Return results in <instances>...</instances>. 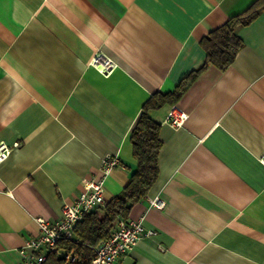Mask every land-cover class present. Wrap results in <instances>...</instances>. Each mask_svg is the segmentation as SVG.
<instances>
[{
    "label": "crops",
    "instance_id": "obj_1",
    "mask_svg": "<svg viewBox=\"0 0 264 264\" xmlns=\"http://www.w3.org/2000/svg\"><path fill=\"white\" fill-rule=\"evenodd\" d=\"M256 0H0V264H21L37 217L58 220L105 156L104 197L136 169L130 132L155 92L158 174L127 217L143 237L119 264H264V12L236 28L231 64L206 62L204 38ZM115 63L107 76L96 52ZM182 125L165 121L172 107ZM165 200L162 209L148 198Z\"/></svg>",
    "mask_w": 264,
    "mask_h": 264
},
{
    "label": "trees",
    "instance_id": "obj_2",
    "mask_svg": "<svg viewBox=\"0 0 264 264\" xmlns=\"http://www.w3.org/2000/svg\"><path fill=\"white\" fill-rule=\"evenodd\" d=\"M264 12V0H256L244 11L229 17L222 25L204 38L206 62L223 70L233 61L242 46L236 28L250 23L259 13ZM198 70L185 76L173 91L155 92L144 104L131 132L130 143L136 160V169L123 189L104 206L85 213L73 228V239H61L57 248L64 255L48 253L43 264H89L95 255V248L105 240L116 226L119 218L127 217L132 206L145 197L158 174V153L162 141L159 137L160 122L153 112L173 105L183 94L188 82ZM71 254L75 259L68 260Z\"/></svg>",
    "mask_w": 264,
    "mask_h": 264
},
{
    "label": "built area",
    "instance_id": "obj_3",
    "mask_svg": "<svg viewBox=\"0 0 264 264\" xmlns=\"http://www.w3.org/2000/svg\"><path fill=\"white\" fill-rule=\"evenodd\" d=\"M90 66L95 68L104 76L109 75L115 68V63L98 51L90 60ZM186 115L174 106L166 115L165 121L177 127L183 124ZM18 143L7 144L0 141V164L11 154L13 148ZM264 163V155L260 157ZM118 163L114 156H105L101 164V176L98 178H88L83 182V189L77 199L72 203H64L61 207V216L58 220L49 221L44 217H37L39 231L35 236L25 240L24 246L20 250L23 261L21 264H43L48 253L61 254L57 248V243L61 239H73V228L85 213L104 206V179L110 169ZM149 206L162 209L165 200L159 196L148 198ZM154 233L151 229H145L142 225V217L119 218L116 226L111 230L108 237L103 240L94 250L95 255L89 264H119V259L131 250L137 241L143 237H149ZM68 260L75 258L69 254Z\"/></svg>",
    "mask_w": 264,
    "mask_h": 264
}]
</instances>
